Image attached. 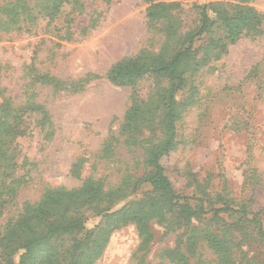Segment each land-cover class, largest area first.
Here are the masks:
<instances>
[{
	"label": "rangeland",
	"instance_id": "obj_1",
	"mask_svg": "<svg viewBox=\"0 0 264 264\" xmlns=\"http://www.w3.org/2000/svg\"><path fill=\"white\" fill-rule=\"evenodd\" d=\"M44 2L0 0V264L1 239L13 237L28 210L88 183L105 201L71 215L94 232L91 248L104 212L126 208L135 218L108 229L93 264H263L256 225L232 212L169 211L145 183L151 152L167 139L168 78L114 85L107 75L135 57L170 61L206 8L212 24L182 67L176 143L160 164L177 194L246 207L264 229V0H70L55 15ZM159 3L175 6L172 37L169 23L148 18ZM249 9L260 14L258 26H242ZM72 238L53 242L65 251Z\"/></svg>",
	"mask_w": 264,
	"mask_h": 264
},
{
	"label": "trees",
	"instance_id": "obj_2",
	"mask_svg": "<svg viewBox=\"0 0 264 264\" xmlns=\"http://www.w3.org/2000/svg\"><path fill=\"white\" fill-rule=\"evenodd\" d=\"M70 0H45L43 3L44 10L52 15L60 12L61 5ZM78 5L79 0H73ZM155 1V0H152ZM172 4L159 3L148 9V18L151 21H164L168 24L169 36L175 35V16L171 13ZM220 20L227 23V27H231L232 31L239 30L236 24H230L226 15L221 12ZM242 26L251 27L259 25L260 14L253 9L246 12V16H242ZM212 22L206 11L201 13V26L195 33H191L186 37L188 47L176 54L170 61L163 62L157 60L148 61L144 58L135 57L124 60L114 66L107 75L108 80L114 85L135 84L137 80L145 75H154L166 77L172 84L171 90L168 91V104L166 107V128L168 131L167 139L164 144L151 152L149 158L153 166L152 176L145 180L150 184L151 188L162 194L168 203L169 211H173L176 206L180 207V213L190 214L195 217L200 215L213 214L219 216L223 212H232L240 215L242 220L247 224L256 225L260 234L264 237V229L262 223L251 215L246 207L231 206L223 204L222 206H210L202 198L187 197L176 193L170 179L166 176L165 170L160 164L163 156L173 150L177 138V121L179 119L177 113L176 94L182 90L186 84L185 71L182 70L184 64L190 60V52L194 42L209 32ZM242 29V28H241ZM201 66V63L197 64ZM106 196L88 183L83 190L79 192L59 191L50 197L47 203L41 205L40 210L30 209L26 214L15 223L12 232V238L6 236L1 239V247H3V255H6L5 262L12 264V256L18 251H23L18 264H93V262L101 254V237L108 233V229L113 225H126L134 222L130 210L123 208L114 213H106L103 215L107 219L105 229L100 230L95 235L93 241L94 248H91V238L94 232H85V225L82 220L72 216L71 211L77 212L80 207L84 206H100L105 201ZM183 202L184 204H182ZM194 202V206L188 204ZM107 211V210H106ZM54 218V220H51ZM143 218L138 219V223L143 222ZM42 228V229H39ZM81 235V237H80ZM71 236L73 237L71 246L64 250H58L54 239ZM7 245H9L7 248ZM264 264V262H263Z\"/></svg>",
	"mask_w": 264,
	"mask_h": 264
}]
</instances>
